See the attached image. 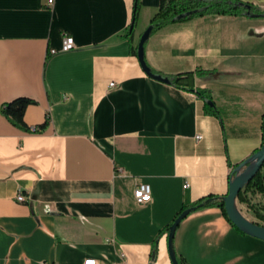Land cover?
<instances>
[{
    "label": "crops",
    "instance_id": "obj_1",
    "mask_svg": "<svg viewBox=\"0 0 264 264\" xmlns=\"http://www.w3.org/2000/svg\"><path fill=\"white\" fill-rule=\"evenodd\" d=\"M159 1L0 0V108L28 97L25 124L46 121L31 132L0 111V264H149L153 244V264H172L159 230L183 205L225 195L231 169L260 147L264 15L194 16L144 42L154 71H204L194 88L211 96L210 114L195 90L149 76L130 52L134 4L137 43ZM64 33L75 47L49 54ZM138 182L151 189L142 205ZM173 247L188 264H264V240L214 205L180 220Z\"/></svg>",
    "mask_w": 264,
    "mask_h": 264
},
{
    "label": "trees",
    "instance_id": "obj_2",
    "mask_svg": "<svg viewBox=\"0 0 264 264\" xmlns=\"http://www.w3.org/2000/svg\"><path fill=\"white\" fill-rule=\"evenodd\" d=\"M137 12H138V2L134 4L132 26L135 22ZM204 14L263 16L264 8L261 9L249 2L242 0H160L156 11L150 17L149 25H151L152 28L151 32H153L169 23L180 20H186L191 17L200 16ZM124 36L128 40L130 52L134 55H137V43L133 38V31L129 28ZM150 70L155 74H160L164 77H167L169 83L175 87L185 90H195L196 94L204 100L205 111L210 114H217L215 106L212 102L209 93L204 89L194 88L195 77L200 74H203L204 71L200 69H195L193 71H184L176 74L166 75L159 73L158 71H154L151 68ZM33 103H35L33 99L20 96L3 103L1 105L0 111L7 118V120H9L13 125H15L16 127L22 130H28V126L25 124L23 120V116L26 107L29 104H33ZM45 125H46V121L41 123L39 126L41 128H44ZM260 130H261V144H262L264 143V112L261 116ZM233 168L230 171V176L234 174ZM263 169H264V160L258 171L248 181V183L239 190L237 194V200L240 203L244 204L248 209H250L256 216H258L263 221V223L254 220L252 221L262 225H264V213L261 212L259 210V207L256 205V203L252 201L251 195L256 192H264V172L262 171ZM211 205L217 206L221 210L222 214L226 217V219L232 224V222L229 220L224 210L223 195H206L204 197H200L199 199L193 201L190 204L183 205L180 208V210L174 215L172 221L159 230L158 235L161 234L162 232H166L168 235L170 231V226L173 224L175 218L183 210L187 208H191V210L189 211L191 212L193 210ZM156 250H157L156 245L153 244L150 251L149 264H153V260L156 256ZM172 250L177 264H188L185 258L180 254L176 253V251L174 250L173 238H172Z\"/></svg>",
    "mask_w": 264,
    "mask_h": 264
},
{
    "label": "water",
    "instance_id": "obj_3",
    "mask_svg": "<svg viewBox=\"0 0 264 264\" xmlns=\"http://www.w3.org/2000/svg\"><path fill=\"white\" fill-rule=\"evenodd\" d=\"M131 28H132V24L130 25V29ZM151 29H152L151 25H148L141 33L139 40L137 42V57L141 63L142 68L149 76L164 82H169L167 77L153 73L144 62L143 59L144 42L149 37ZM263 160H264V143H262L256 151H254L248 157H246L245 159H243L242 161H240L235 165V167L233 168L234 174L230 176L228 180V190L226 194L223 195L224 210L229 220L232 222V224H234V226L238 228L240 231L249 234L251 236L260 238L262 240H264V225L258 224L247 218L238 208L236 200L239 190L243 188L248 183V181L254 176V174L261 167ZM190 210L191 208H187L183 210L175 218L173 224L170 226V231L167 235V241H168V252L172 264H177L172 250V238L174 235V230L176 228V225Z\"/></svg>",
    "mask_w": 264,
    "mask_h": 264
},
{
    "label": "built area",
    "instance_id": "obj_4",
    "mask_svg": "<svg viewBox=\"0 0 264 264\" xmlns=\"http://www.w3.org/2000/svg\"><path fill=\"white\" fill-rule=\"evenodd\" d=\"M47 3H48V5L51 6L53 3V0H47ZM74 47H75V44H74L73 37L70 34L64 33L62 38H61V44H60L59 49H55V48L49 49L48 53L53 54L57 51H69ZM112 85H114V82L113 81L109 82V86H112ZM41 130H42V128L38 125H32L28 128V131H31V132H39ZM199 137L200 136L197 135V138H199ZM133 196H134L136 203H138L140 205L148 202L151 198L150 185L148 183H145V182H138L133 189ZM16 200L17 201H24L25 196L21 192H17ZM83 264H95V259H93V258L86 259V260H84Z\"/></svg>",
    "mask_w": 264,
    "mask_h": 264
},
{
    "label": "rangeland",
    "instance_id": "obj_5",
    "mask_svg": "<svg viewBox=\"0 0 264 264\" xmlns=\"http://www.w3.org/2000/svg\"><path fill=\"white\" fill-rule=\"evenodd\" d=\"M262 197H264V196H262ZM242 205H243V208L247 211V215L249 216V213H250L249 211L250 210H248L247 207L244 204H242ZM257 205H258L259 209L264 213V205H262L261 202H258Z\"/></svg>",
    "mask_w": 264,
    "mask_h": 264
}]
</instances>
